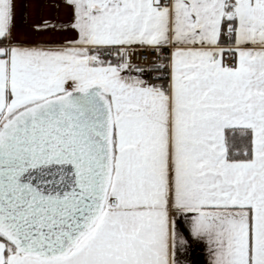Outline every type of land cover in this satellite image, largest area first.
Here are the masks:
<instances>
[{
	"label": "snow or ice",
	"instance_id": "snow-or-ice-1",
	"mask_svg": "<svg viewBox=\"0 0 264 264\" xmlns=\"http://www.w3.org/2000/svg\"><path fill=\"white\" fill-rule=\"evenodd\" d=\"M60 3L0 0V264H264V0Z\"/></svg>",
	"mask_w": 264,
	"mask_h": 264
},
{
	"label": "crops",
	"instance_id": "crops-1",
	"mask_svg": "<svg viewBox=\"0 0 264 264\" xmlns=\"http://www.w3.org/2000/svg\"><path fill=\"white\" fill-rule=\"evenodd\" d=\"M53 3H60V0H15L14 39L21 43L35 44L74 38L75 33L71 31L37 33L33 29L32 26L40 19L55 17L60 21L68 20L69 10L62 3L55 9ZM180 260L182 264H210L207 248L200 242H193L188 252L180 254Z\"/></svg>",
	"mask_w": 264,
	"mask_h": 264
},
{
	"label": "built area",
	"instance_id": "built-area-1",
	"mask_svg": "<svg viewBox=\"0 0 264 264\" xmlns=\"http://www.w3.org/2000/svg\"><path fill=\"white\" fill-rule=\"evenodd\" d=\"M152 58L153 56L151 53L138 49L135 55L131 56V62L144 65L149 63Z\"/></svg>",
	"mask_w": 264,
	"mask_h": 264
}]
</instances>
